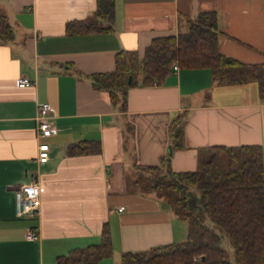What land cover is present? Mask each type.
Here are the masks:
<instances>
[{
	"label": "crops",
	"instance_id": "0c3cea01",
	"mask_svg": "<svg viewBox=\"0 0 264 264\" xmlns=\"http://www.w3.org/2000/svg\"><path fill=\"white\" fill-rule=\"evenodd\" d=\"M209 10L218 13L222 52L264 62V0H116L112 29L75 34L66 23L94 20L96 0H0L14 31L0 42V264H57L59 255L100 242L105 222L113 251L95 264L184 241L187 221L147 185V169L165 158L176 172L196 170L199 150L214 144H260L264 153L255 79L233 84L207 67L178 65L163 83H137L124 98L93 83V73L115 69L119 50L142 54L153 38L184 31ZM22 75L31 83L19 86ZM45 101L56 129L39 136ZM180 127L184 146L174 147ZM84 139L100 148L71 153ZM40 141L50 145L46 162L37 159ZM35 177L41 205L19 216L15 188ZM28 229L38 238H27Z\"/></svg>",
	"mask_w": 264,
	"mask_h": 264
},
{
	"label": "trees",
	"instance_id": "16d2710c",
	"mask_svg": "<svg viewBox=\"0 0 264 264\" xmlns=\"http://www.w3.org/2000/svg\"><path fill=\"white\" fill-rule=\"evenodd\" d=\"M115 1L96 0V18L69 20L66 32L112 29ZM13 33L6 16L0 14V42L10 39ZM220 33L217 11H202L190 20L186 30L153 38L142 54L138 50H119L115 69L93 73V83L108 90L113 98L118 93L124 98L129 87L137 83H163L178 64L207 67L214 77L233 84L255 79L264 100V62H243L222 52ZM174 135V147H183V129L174 128ZM99 148V141L84 139L72 143L70 152L91 153ZM147 170V185L168 197L187 221L188 235L184 241L124 251L123 264H232L223 244L225 237L231 241L240 264H264V153L260 144H214L201 148L199 166L193 171L176 172L165 158ZM205 217L220 231L205 223ZM112 251L111 229L105 222L100 242L59 255L57 264H95Z\"/></svg>",
	"mask_w": 264,
	"mask_h": 264
},
{
	"label": "built area",
	"instance_id": "2783aa9c",
	"mask_svg": "<svg viewBox=\"0 0 264 264\" xmlns=\"http://www.w3.org/2000/svg\"><path fill=\"white\" fill-rule=\"evenodd\" d=\"M175 69H178V64L174 65ZM19 86H25L31 83V80L25 76H19L17 78ZM38 135L45 136L51 134L56 126L52 120L51 108L49 102H42L38 105ZM50 156V145L46 141H40L38 145L37 159L39 162H46ZM15 200H16V212L19 216L33 214L36 212L42 201V192L40 181L38 177L32 178L30 181L21 183L15 188ZM124 206L119 207L122 210ZM26 237L29 239L38 238V232L36 230L28 229Z\"/></svg>",
	"mask_w": 264,
	"mask_h": 264
},
{
	"label": "rangeland",
	"instance_id": "374dc122",
	"mask_svg": "<svg viewBox=\"0 0 264 264\" xmlns=\"http://www.w3.org/2000/svg\"><path fill=\"white\" fill-rule=\"evenodd\" d=\"M204 221H205V223H209V224L213 225L214 227H216L220 231L219 227H217L209 218L205 217ZM223 244H224V247L226 248L228 258L233 260L235 264H240L234 256L233 245H232L231 241L225 237L223 240Z\"/></svg>",
	"mask_w": 264,
	"mask_h": 264
},
{
	"label": "water",
	"instance_id": "95a60500",
	"mask_svg": "<svg viewBox=\"0 0 264 264\" xmlns=\"http://www.w3.org/2000/svg\"><path fill=\"white\" fill-rule=\"evenodd\" d=\"M130 80H131V79H130ZM130 80H129V81H130Z\"/></svg>",
	"mask_w": 264,
	"mask_h": 264
}]
</instances>
